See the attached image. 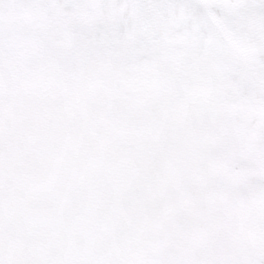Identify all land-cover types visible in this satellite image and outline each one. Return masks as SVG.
Here are the masks:
<instances>
[{"label":"snow or ice","instance_id":"snow-or-ice-1","mask_svg":"<svg viewBox=\"0 0 264 264\" xmlns=\"http://www.w3.org/2000/svg\"><path fill=\"white\" fill-rule=\"evenodd\" d=\"M0 264H264V0H0Z\"/></svg>","mask_w":264,"mask_h":264}]
</instances>
